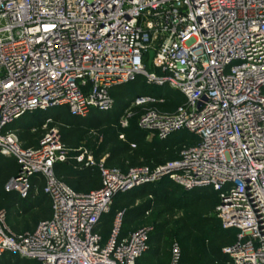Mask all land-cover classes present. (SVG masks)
I'll list each match as a JSON object with an SVG mask.
<instances>
[{"label": "built area", "instance_id": "obj_1", "mask_svg": "<svg viewBox=\"0 0 264 264\" xmlns=\"http://www.w3.org/2000/svg\"><path fill=\"white\" fill-rule=\"evenodd\" d=\"M0 21V156L19 166L5 189L51 204L48 218L21 233L0 209V257L140 264L151 228L124 231L125 210L107 238L100 227L118 194L169 176L188 192L219 194L216 215L236 231L223 248L227 264H264V0H0ZM139 77L185 98L171 112L147 110L140 129L160 140L181 131L192 136L177 159L153 172L108 167L81 147L74 160L97 167L101 186L78 191L56 173L71 148L50 127L53 117L31 127L44 130L36 145L21 140L16 126L26 116L59 108L80 118L114 111L112 89ZM126 101L165 99L141 91ZM130 116L131 110L121 115L123 127ZM181 256L175 243L171 264Z\"/></svg>", "mask_w": 264, "mask_h": 264}, {"label": "rangeland", "instance_id": "obj_2", "mask_svg": "<svg viewBox=\"0 0 264 264\" xmlns=\"http://www.w3.org/2000/svg\"><path fill=\"white\" fill-rule=\"evenodd\" d=\"M2 24L3 21H0ZM154 53H151L153 57ZM151 67V60L149 61ZM153 90H149L151 93ZM171 89L169 87H159L156 86L155 93L159 98L162 97L165 101L162 102H151L143 106H132L131 101H123L120 103V107H115V111L121 115L126 114L128 110H131V116L128 118V125L123 127L120 124V118L116 119L109 127L99 132L100 146H98L94 157L97 162H101L109 157L110 153L114 150L122 149L124 147V142L128 137H133L136 142H139L138 145L132 150L124 152L120 155L115 161L108 164V167H117L122 171L127 172L133 167H148L151 172L161 165L166 164L167 162L173 161L178 158L177 152L174 150L169 152L167 155L157 156L152 150V145L159 143V139L152 135L151 133L140 129L138 123L139 119L143 113L150 109H159L161 111H173L178 105L185 102V98L180 95L175 94V96H170ZM153 94V95H154ZM166 97L173 98L170 100ZM111 112V111H110ZM38 116V114L36 113ZM29 118V115L27 116ZM51 128H59L62 137L69 131V129L64 124H51ZM32 138L30 139L31 145H36L38 141L42 138L44 130L39 129L37 131H31ZM115 132V142H110L104 144L105 139L108 134ZM81 136L75 140L74 145L70 150V160L68 165L72 166L76 170H81L84 167L83 163L74 161V156L79 154V148H86V141L84 138L85 133L82 131ZM186 131H181L173 134L170 138L176 139V142L182 141L181 137H184ZM123 136V137H122ZM25 144H29L28 140H24ZM166 142H170L165 141ZM175 142V141H174ZM133 144V143H132ZM131 144V146H132ZM179 153V152H178ZM65 174V172H64ZM63 175V174H62ZM76 174L73 172H67L65 179L74 180ZM67 176V177H66ZM77 176V175H76ZM64 177V176H63ZM94 183L91 185H99L100 179L99 176H94L92 178ZM76 189L80 191L87 190V185L81 181H75ZM73 186V185H72ZM148 187L157 191L159 194L158 197L145 196L143 199H138L136 203L144 202L151 200L154 202L153 208L146 212L145 217L141 220L134 221L133 223L126 224L128 229H139L141 227L151 228V237L150 245L151 247L157 248L156 256H150V251L143 258L141 264H171L172 261V249L175 243H178L180 247L186 248L184 244V239L188 236V244L191 245L190 250L191 254L196 258V264H225L214 262L210 263V246L211 241L209 238V230L216 231L221 228V223L218 219L214 221L213 217L216 215L217 200H211L205 198L206 195L197 198L195 201L188 199L186 197V192L180 188L178 185L174 184L169 176H164L159 180L148 183ZM74 187V186H73ZM209 191L207 194H210ZM162 196V197H160ZM43 201V203L36 207V203ZM30 202V201H29ZM135 203V204H136ZM134 204V205H135ZM21 200L14 203V201L2 202L0 200V209H6L8 223L12 226L14 231L25 232L26 230L35 228L37 224L44 218L42 213L47 208H51L49 199L39 198L35 199L29 203V211L24 214L21 211ZM121 208H131V205L128 203L121 204ZM115 219V218H114ZM113 216H110L107 219V222H103L100 230L104 227L108 229V232L112 228ZM196 224L197 227L192 228ZM199 225V226H198ZM223 227V226H222ZM104 228V230H105ZM224 230V228H222ZM131 230V231H132ZM231 231V230H228ZM234 233V231H232ZM154 235L159 236L158 240H154ZM205 235H207L205 237ZM204 237V238H203ZM154 240V241H153ZM26 259V258H25ZM30 264H36L33 260H29Z\"/></svg>", "mask_w": 264, "mask_h": 264}, {"label": "trees", "instance_id": "obj_3", "mask_svg": "<svg viewBox=\"0 0 264 264\" xmlns=\"http://www.w3.org/2000/svg\"><path fill=\"white\" fill-rule=\"evenodd\" d=\"M155 88L156 86H150L148 85L145 80L142 77H139L136 81L116 86L112 89L111 94L115 98L116 101V107H120V103L123 101H126V99L132 97L136 93H140L141 91H151V95L155 93ZM175 94L179 95L178 91L172 90L170 91L169 95L170 96H175ZM157 94H154L153 96L159 98L156 96ZM181 95V93H180ZM179 95V96H180ZM162 98V97H160ZM169 99L171 97H166V99ZM173 98H171L172 100ZM182 104V103H181ZM179 106V105H178ZM177 106V107H178ZM176 107V108H177ZM175 108V109H176ZM174 109V110H175ZM173 110V111H174ZM38 116L35 114L29 115V118L27 116L24 118L23 121L19 122L17 124V128H19V134L20 138L22 141L28 140L29 144H26L27 146H31V141L30 139L32 138L31 135V127L34 125H39L42 120L46 116H51L53 117V124H64L69 131L64 135L63 141L68 147H72L75 143V140L78 139V137L81 136V132L83 131L85 133L84 138L86 141V148L88 151L92 154H95L98 146H100V138H99V132L101 130L106 129L109 127L116 119H119L120 113L114 111L111 112H104V111H94L92 114L87 117V118H80L77 116H73L70 111L67 108H59L56 110H50L47 112H37ZM115 132H112L111 134H108L104 144L110 143V142H115ZM184 137L182 138V141L176 142V139H167V140H160L159 138V143H155L152 145V150L155 152L157 156L161 155H167L169 152L176 151L177 154L180 151L182 144L185 142H188L192 136L186 132L184 134ZM194 139V138H193ZM170 141L166 142L165 141ZM133 137H128L127 140L124 142V147L122 149H117L114 150L112 153H110L109 157L106 159V165L108 166L109 163L115 161L120 155H122L124 152L132 150L131 144L138 145L139 142H136ZM175 141V142H174ZM190 141V140H189ZM74 159V158H73ZM75 161V160H74ZM19 169L17 159L14 157H5V156H0V200L2 202H8V201H20L21 200V205H23V212L24 214L28 213L29 211V204L26 202L28 200H23L21 199L17 193H11L6 191L5 186L9 182V180L15 176ZM65 172V174H64ZM67 172H73L75 176L74 180H69L68 181L65 179V175ZM56 173L62 177L70 186H72L74 189H76V182L75 181H83L85 185H87V190H84L83 192L90 191L92 189L99 188L101 186V178H100V173L98 171L97 167L94 168H84L83 170H76L72 166L68 165L67 162L65 163H58L56 165ZM63 174V175H62ZM64 176V177H63ZM94 176H99L100 183L99 185H91L94 183V180L92 179ZM174 184H176L174 181H172ZM178 185V184H176ZM180 188H182L186 192V197L188 199H191L192 201H195L197 198L206 195L205 198H209L211 200H217V205L220 201V196L219 194L214 191L213 189H195L191 192L186 191L183 187L178 185ZM78 190V189H76ZM80 191V190H78ZM209 191L210 194H207ZM150 196V197H158L159 194L157 191L153 190L152 188L148 187L147 185L140 186L138 188L132 189L128 192L125 193H120L115 197L114 200V206L112 209V212L106 216L103 219V222H107V219L110 216H113V223H114V218L116 214L120 211L125 210L124 213V218H123V230L128 231L126 228V224L133 223L134 221L141 220L143 217H145L146 212H148L150 209L153 208L154 202L151 200L147 201H142L140 203H136L138 199H143L145 196ZM162 197V196H160ZM48 199V198H47ZM50 202V201H49ZM43 203V201H40L35 204L36 207L40 206ZM129 203L131 205V208H121V204ZM136 203V204H135ZM135 204V205H134ZM51 206V204H50ZM43 219L48 218L51 215V208H47L44 210V213H42ZM42 219V220H43ZM214 221L216 219L219 220V218L213 217ZM220 221V220H219ZM102 222V224H103ZM112 223V227H113ZM221 223V221H220ZM194 226L192 228L197 227L196 224H193ZM102 226V225H101ZM199 226V225H198ZM105 228V227H104ZM104 228L100 230L104 238H107L112 230L108 232V229ZM222 224L221 228L216 231L214 230H209V238L211 243L210 246V255H211V260L210 263L214 262H219V263H225L227 264L228 262V256L223 253V248L229 244H231L236 237V231L233 229H230L231 231H228L226 229H222ZM234 231V233H232ZM207 235H205L206 237ZM151 237V235H150ZM208 237V236H207ZM159 236L154 235V240L157 241ZM204 238V237H203ZM151 240V239H150ZM153 240V241H154ZM188 236L184 239V244L188 245L186 246L185 250L184 247H182V256L179 264H196V258L191 254L190 248L191 245L188 244L187 242ZM151 244V243H150ZM157 254V248L155 247H150V256L154 257ZM143 260V259H142ZM35 262V261H34ZM36 263V262H35ZM0 264H30L28 262V259H25L21 257L19 254L8 252L5 253L0 257ZM141 264V261H140Z\"/></svg>", "mask_w": 264, "mask_h": 264}, {"label": "crops", "instance_id": "obj_4", "mask_svg": "<svg viewBox=\"0 0 264 264\" xmlns=\"http://www.w3.org/2000/svg\"><path fill=\"white\" fill-rule=\"evenodd\" d=\"M68 163V162H67ZM84 169V168H83ZM83 169H81V170H83ZM38 197L39 198H45V197H43L42 195H40V196H37V195H35L34 197H32L30 200H28L26 203L27 204H29V203H31L32 201H34L35 199H38ZM30 201V202H29ZM35 206V205H34ZM20 207H21V211L23 212V210H24V208H23V205H20ZM32 229H34V228H32ZM29 230H31V229H29ZM128 231H131L132 229H127ZM127 231V232H128ZM17 232V231H16ZM141 262H142V260H141Z\"/></svg>", "mask_w": 264, "mask_h": 264}, {"label": "water", "instance_id": "obj_5", "mask_svg": "<svg viewBox=\"0 0 264 264\" xmlns=\"http://www.w3.org/2000/svg\"><path fill=\"white\" fill-rule=\"evenodd\" d=\"M19 175V170L17 171V173L15 174V176H18Z\"/></svg>", "mask_w": 264, "mask_h": 264}]
</instances>
